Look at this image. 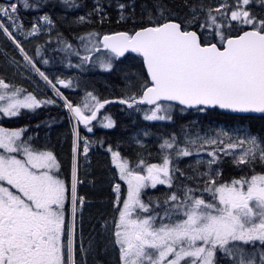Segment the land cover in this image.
Listing matches in <instances>:
<instances>
[{"label": "snow or ice", "instance_id": "6c2138e0", "mask_svg": "<svg viewBox=\"0 0 264 264\" xmlns=\"http://www.w3.org/2000/svg\"><path fill=\"white\" fill-rule=\"evenodd\" d=\"M0 264H264V0H0Z\"/></svg>", "mask_w": 264, "mask_h": 264}, {"label": "rangeland", "instance_id": "374dc122", "mask_svg": "<svg viewBox=\"0 0 264 264\" xmlns=\"http://www.w3.org/2000/svg\"><path fill=\"white\" fill-rule=\"evenodd\" d=\"M96 79H97V81H99L98 87H99L100 91L102 92V94L104 96L110 97L112 95V93L109 92V91H105L104 87H103V83H104V79L105 78L104 77H96ZM51 107H54V106H48V107H45L43 109H48V108H51ZM105 109L107 110V112L112 113L113 115H118L120 113V106L118 104H115V103H112L110 105H106ZM105 109H102V111L100 113L101 116L103 114H105ZM56 113H58V112H56ZM56 113H53V114H56ZM30 115H32V114H30ZM46 115H52V114L47 113ZM48 117L43 118V120H45ZM121 119L123 120L124 125H126L127 124V119L124 118V117H121ZM36 123L37 122H35V123H25V124L35 125ZM60 123H61L60 120H58V122L55 123L54 125L57 126ZM20 125H22V124L16 125V124L13 123V124L9 125L8 127H15V126H20ZM122 127H123V125H122ZM97 130H99V132H97V135H99V136H104L105 132H107L108 138L111 139L114 143L118 140V137L120 135V130H117L119 132L116 135H115L116 132L114 133L111 130H105L103 128H98ZM62 133H64V132H61V131L57 132L56 131L54 133H51L50 135L52 137V141L54 140V141H58L59 142V144H55L54 146H57V150L60 152V154H65L68 151V149H69V143L64 138V136L61 135ZM64 143H67V147L64 146ZM90 160H91V165H92L91 170L97 176L104 177L106 175V164H105L106 157L103 155V150L93 151L92 154H91ZM82 191L83 192H87L89 195H92V196H98L99 195V192L94 190V189H91V187L85 188Z\"/></svg>", "mask_w": 264, "mask_h": 264}, {"label": "flooded vegetation", "instance_id": "af4514ba", "mask_svg": "<svg viewBox=\"0 0 264 264\" xmlns=\"http://www.w3.org/2000/svg\"><path fill=\"white\" fill-rule=\"evenodd\" d=\"M65 93H66V95L67 94H69V90H65ZM73 98L75 99L76 97L75 96H73ZM58 108V107H57ZM59 109V108H58ZM102 111V110H101ZM101 113V112H100ZM100 113H99V115H100ZM63 115H64V113L61 111V113H56V114H52V115H39L38 116V120L36 121L37 123L38 122H40V121H43V118H45V117H58V118H62L63 117ZM60 124L59 125H54L53 124V126H52V128H51V131H50V134L51 133H54V132H66L67 131V128H68V125H67V121L66 120H60ZM46 131H48V129H41L40 130V135H41V137H43L44 136V133L46 132ZM97 132H99V130H97ZM118 132L119 131H117L116 133H115V135L116 134H118ZM52 144H53V146L55 145V144H59V142L58 141H52ZM64 146L65 147H67V143H64ZM55 148H56V150H57V146H54ZM58 151V150H57ZM59 152V151H58ZM60 153V152H59ZM61 155V157L63 158V156H64V154H60Z\"/></svg>", "mask_w": 264, "mask_h": 264}, {"label": "trees", "instance_id": "16d2710c", "mask_svg": "<svg viewBox=\"0 0 264 264\" xmlns=\"http://www.w3.org/2000/svg\"><path fill=\"white\" fill-rule=\"evenodd\" d=\"M56 112L61 113V109H58L55 106L51 107V108H48V109H43L42 108L41 110H38L34 115L25 116L23 119L20 120L19 124L35 123L39 119L38 118L39 115H46L47 113L53 114V113H56ZM11 124H13V123H4L3 126L8 127ZM16 125H18V124H16Z\"/></svg>", "mask_w": 264, "mask_h": 264}]
</instances>
